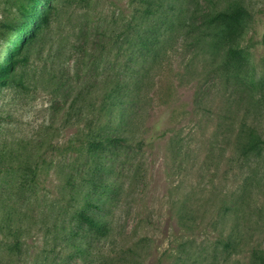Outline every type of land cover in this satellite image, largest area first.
I'll list each match as a JSON object with an SVG mask.
<instances>
[{
	"label": "rangeland",
	"instance_id": "rangeland-1",
	"mask_svg": "<svg viewBox=\"0 0 264 264\" xmlns=\"http://www.w3.org/2000/svg\"><path fill=\"white\" fill-rule=\"evenodd\" d=\"M167 1L0 0V264H174L187 208L209 225L188 264H252L264 247V150L237 153L244 123L264 133V0H244L239 58L202 23L207 0H182L173 32ZM116 72L137 86L123 107L158 125L152 141L60 153L81 132L122 133L91 126Z\"/></svg>",
	"mask_w": 264,
	"mask_h": 264
},
{
	"label": "trees",
	"instance_id": "trees-1",
	"mask_svg": "<svg viewBox=\"0 0 264 264\" xmlns=\"http://www.w3.org/2000/svg\"><path fill=\"white\" fill-rule=\"evenodd\" d=\"M208 1V11L206 12L202 23L206 26L219 27L222 32L230 37V44L226 50V55L233 56L234 58H239L243 56L246 45L244 44V35L240 27L245 23V19L249 17L252 9L251 6L246 4L244 0H207ZM182 0H169L164 5L163 8L169 9L168 15L165 16V23L169 26L171 32L177 29V21L180 22V18L183 17V12L180 11L182 8ZM162 8V7H160ZM183 9V8H182ZM148 11H150L148 9ZM31 12V11H29ZM151 12V11H150ZM180 26H192L194 23L192 21H186L184 18ZM177 20V21H176ZM150 39L147 38L142 41V45L148 49H151ZM129 56L124 57L123 65L131 68V60ZM8 62V63H7ZM9 61L0 62V82L4 80L5 73L2 70L9 68ZM106 83L102 87L105 91L104 105L102 118L94 122V116L91 115V126L101 123L103 120L104 127L110 129L121 130L122 133H100V131L90 132L84 135L81 132L80 137L77 142H69L67 147H60V153H66L67 151H74L75 154H82L86 151L90 152L92 149H97L103 145H110L116 142H121V144L129 146L130 144H135L138 148H143L148 145L152 139L153 134L149 135V130L157 129V124L150 125V119L147 115L143 118H138V116L132 115V109L124 108V99L126 96L131 97V92L135 91L137 86L134 80H128V78H119L117 72L114 74L107 75ZM85 124H89L84 122ZM103 140L107 143L104 144ZM264 150V133L257 127L244 123V128L241 130V141L237 149L238 156L243 158H253L260 156ZM87 201V200H86ZM89 204L90 201H87ZM78 218L81 222L86 223L89 227L105 233L107 228L103 220L90 215L85 210H80L78 213ZM178 218L180 220H187L189 222L182 223V228L186 239L179 245L175 246L177 252L174 255V264H188L192 258V249L195 238L198 234L207 235V225H200L197 220L203 218V214L200 211L187 208L182 212L178 213ZM216 228L215 225H212ZM218 230V228H217ZM218 237L221 236L219 233ZM174 241V240H173ZM66 242L74 249H80L81 247L75 244L72 240ZM65 242V244H66ZM224 247H231L232 243L229 239L223 240ZM180 248V249H179ZM251 262L252 264H264V247L256 245L251 250Z\"/></svg>",
	"mask_w": 264,
	"mask_h": 264
}]
</instances>
